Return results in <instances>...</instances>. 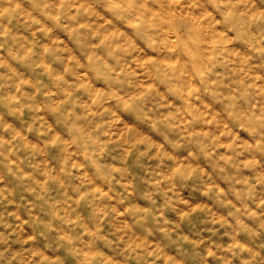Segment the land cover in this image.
<instances>
[{
    "label": "clouds",
    "instance_id": "clouds-1",
    "mask_svg": "<svg viewBox=\"0 0 264 264\" xmlns=\"http://www.w3.org/2000/svg\"><path fill=\"white\" fill-rule=\"evenodd\" d=\"M0 264H264V0H0Z\"/></svg>",
    "mask_w": 264,
    "mask_h": 264
}]
</instances>
